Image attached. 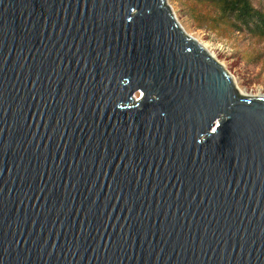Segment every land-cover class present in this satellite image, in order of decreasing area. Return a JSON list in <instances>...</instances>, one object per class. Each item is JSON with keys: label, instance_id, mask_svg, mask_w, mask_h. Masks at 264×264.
<instances>
[{"label": "water", "instance_id": "water-1", "mask_svg": "<svg viewBox=\"0 0 264 264\" xmlns=\"http://www.w3.org/2000/svg\"><path fill=\"white\" fill-rule=\"evenodd\" d=\"M0 264H264V94L168 0H0Z\"/></svg>", "mask_w": 264, "mask_h": 264}, {"label": "rangeland", "instance_id": "rangeland-1", "mask_svg": "<svg viewBox=\"0 0 264 264\" xmlns=\"http://www.w3.org/2000/svg\"><path fill=\"white\" fill-rule=\"evenodd\" d=\"M187 31L202 42L233 75L236 84L247 93H264V42L247 29L223 35L209 26H197L187 10L192 0H168ZM264 6V0H254Z\"/></svg>", "mask_w": 264, "mask_h": 264}, {"label": "trees", "instance_id": "trees-1", "mask_svg": "<svg viewBox=\"0 0 264 264\" xmlns=\"http://www.w3.org/2000/svg\"><path fill=\"white\" fill-rule=\"evenodd\" d=\"M187 10L197 26H209L223 35L247 29L264 42V6L254 0H192Z\"/></svg>", "mask_w": 264, "mask_h": 264}, {"label": "bare ground", "instance_id": "bare-ground-1", "mask_svg": "<svg viewBox=\"0 0 264 264\" xmlns=\"http://www.w3.org/2000/svg\"><path fill=\"white\" fill-rule=\"evenodd\" d=\"M183 26V25H182ZM184 28V27H183ZM185 29V28H184ZM186 31V30H185ZM187 32V31H186ZM191 35V34H190ZM193 36V35H192ZM194 37V36H193ZM196 38V37H195ZM198 40V39H197ZM199 41V40H198ZM202 43V42H201ZM203 44V43H202ZM204 45V44H203ZM205 47H207L206 45H204ZM239 87V86H238ZM241 89V88H240ZM242 90V89H241ZM261 94H264L262 91H261Z\"/></svg>", "mask_w": 264, "mask_h": 264}]
</instances>
